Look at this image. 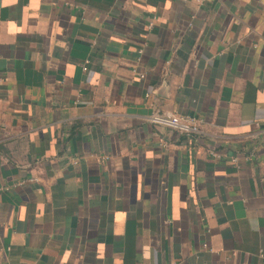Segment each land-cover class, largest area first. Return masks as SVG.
<instances>
[{
    "label": "crops",
    "instance_id": "crops-1",
    "mask_svg": "<svg viewBox=\"0 0 264 264\" xmlns=\"http://www.w3.org/2000/svg\"><path fill=\"white\" fill-rule=\"evenodd\" d=\"M0 264H264V0H0Z\"/></svg>",
    "mask_w": 264,
    "mask_h": 264
},
{
    "label": "built area",
    "instance_id": "built-area-1",
    "mask_svg": "<svg viewBox=\"0 0 264 264\" xmlns=\"http://www.w3.org/2000/svg\"><path fill=\"white\" fill-rule=\"evenodd\" d=\"M151 119L156 123L171 126L183 133H194L201 130L200 120L196 116L190 114L154 113L151 115ZM213 153L216 156H221L219 151H213ZM233 160L236 161L237 157H233Z\"/></svg>",
    "mask_w": 264,
    "mask_h": 264
}]
</instances>
